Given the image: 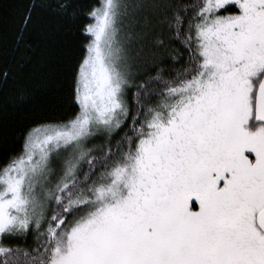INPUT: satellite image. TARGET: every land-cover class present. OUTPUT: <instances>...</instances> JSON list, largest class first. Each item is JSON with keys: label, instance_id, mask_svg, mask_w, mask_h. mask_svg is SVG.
<instances>
[{"label": "snow or ice", "instance_id": "6c2138e0", "mask_svg": "<svg viewBox=\"0 0 264 264\" xmlns=\"http://www.w3.org/2000/svg\"><path fill=\"white\" fill-rule=\"evenodd\" d=\"M82 11L0 0V95L31 99L55 21L73 109L0 165V264H264V0Z\"/></svg>", "mask_w": 264, "mask_h": 264}, {"label": "trees", "instance_id": "16d2710c", "mask_svg": "<svg viewBox=\"0 0 264 264\" xmlns=\"http://www.w3.org/2000/svg\"><path fill=\"white\" fill-rule=\"evenodd\" d=\"M12 0H3L4 11ZM82 10L78 23H91L86 10L98 6L100 0H76ZM47 20L41 21L39 27L48 26ZM81 34L77 32V38ZM65 32L57 22L52 21L50 31L41 44V49L48 54L46 63L34 64L30 78L21 81L27 84L32 93L31 99L26 103L16 104L5 95H0V165L4 164L10 155H18L22 151L25 129L34 126L38 121L66 119L73 113L61 102V94L43 85L42 81L54 75L58 69L55 62L56 55L64 47ZM78 110V107L75 109Z\"/></svg>", "mask_w": 264, "mask_h": 264}, {"label": "rangeland", "instance_id": "374dc122", "mask_svg": "<svg viewBox=\"0 0 264 264\" xmlns=\"http://www.w3.org/2000/svg\"><path fill=\"white\" fill-rule=\"evenodd\" d=\"M93 22V21H92ZM89 146H91V145H89Z\"/></svg>", "mask_w": 264, "mask_h": 264}]
</instances>
